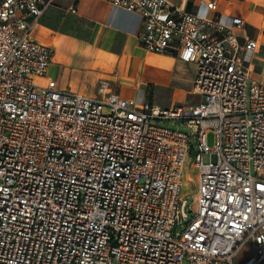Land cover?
Segmentation results:
<instances>
[{
  "label": "built area",
  "instance_id": "built-area-1",
  "mask_svg": "<svg viewBox=\"0 0 264 264\" xmlns=\"http://www.w3.org/2000/svg\"><path fill=\"white\" fill-rule=\"evenodd\" d=\"M55 1L0 0V264H264V82L244 21L215 0L211 17L101 0L140 15L146 52L195 66L198 102L162 109L35 82L54 50L32 32Z\"/></svg>",
  "mask_w": 264,
  "mask_h": 264
},
{
  "label": "crops",
  "instance_id": "crops-1",
  "mask_svg": "<svg viewBox=\"0 0 264 264\" xmlns=\"http://www.w3.org/2000/svg\"><path fill=\"white\" fill-rule=\"evenodd\" d=\"M166 1L186 12L202 17L213 16L206 4L214 0ZM215 1L222 21L230 17L244 21V26L235 31L240 43L246 39L257 41L258 51L248 57L252 60L254 72L263 82L264 0ZM60 12L62 25L65 16L69 15L78 28L76 25L72 29L52 25L53 17ZM141 29L140 15L105 1L56 0L32 32L34 40L54 50L47 75L35 82L43 86L50 79L59 90L88 98H96L100 83L106 82L110 92L134 99L139 104L149 101L162 109L172 108L178 103L196 104L197 97L190 95L195 66L169 55L146 52L139 41ZM171 81L178 84L174 85L169 106L153 104L147 92L156 87H170Z\"/></svg>",
  "mask_w": 264,
  "mask_h": 264
},
{
  "label": "rangeland",
  "instance_id": "rangeland-1",
  "mask_svg": "<svg viewBox=\"0 0 264 264\" xmlns=\"http://www.w3.org/2000/svg\"><path fill=\"white\" fill-rule=\"evenodd\" d=\"M64 13V12H63ZM56 17V18H55ZM65 20H64V25H62L63 21H62V18L63 16L61 15V12L60 14H55V16L53 17V21H51V24L54 25V26H61L62 28H69V29H72L74 27V25L77 26L78 28V24H74L75 22L71 21L70 19V16L67 15L65 16ZM76 28V29H77ZM78 30V29H77ZM190 71H191V68H190ZM263 82H264V78H263ZM178 83L175 82L174 84V81H171L170 83V87H156L154 88L153 90L150 89L147 94H150V98H151V101L153 104H158L162 107H168L170 102H171V95L173 93V91L175 90V86ZM181 104H184V103H178L177 105H181ZM171 128H174L172 126H170ZM180 130L182 132H186L185 129L183 128H180ZM187 133V132H186ZM206 143L209 147H212L213 145V138H212V135H209L207 137V140H206ZM188 157H189V161L188 163L185 165L184 167V170H183V173H182V188H181V191H180V195L182 196H186L187 194H190L186 200H187V203L190 204L191 203V199L193 197V195L195 194V188H194V180L197 179V176H198V172L196 171V169L192 166V161L194 160V157H195V152L190 150L189 153H188ZM209 160H208V156L204 155L203 156V162L204 163H207ZM193 179V183H190L189 180L190 179ZM242 254L240 256H238V260L236 262V264H241V259H242Z\"/></svg>",
  "mask_w": 264,
  "mask_h": 264
}]
</instances>
